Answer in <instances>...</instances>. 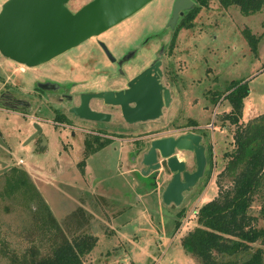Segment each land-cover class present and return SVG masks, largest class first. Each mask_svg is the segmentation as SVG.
<instances>
[{
    "label": "rangeland",
    "instance_id": "1",
    "mask_svg": "<svg viewBox=\"0 0 264 264\" xmlns=\"http://www.w3.org/2000/svg\"><path fill=\"white\" fill-rule=\"evenodd\" d=\"M4 1L0 0V9ZM87 1L70 0L68 5L76 10ZM159 3L146 4L39 66H27L0 51V89L34 92L36 73L56 63L59 69L54 79L65 91L77 94L73 101L59 102L73 120L68 125L53 123V113L41 110L40 102L46 106L48 97L35 99L30 109H10L0 101V264H21V257L32 252L39 256L51 253L63 237L81 232L98 237L93 250L84 256L86 264H204L184 248L182 240L199 224V207L221 187L230 186L235 176L236 171L224 169L230 159L226 152L235 147L237 128L226 118L232 108L226 94L233 81L248 80L250 86L240 122L246 124L264 113V8L246 14L239 5L224 7L219 0H211L195 26L179 30L170 55L158 52L163 43L167 52L172 34L171 29H162L163 35L151 44V55L144 57L143 65L162 55L175 74H167L165 79L174 98L161 116L134 126L136 131L151 129L143 139L109 141L86 156L85 129L92 123L67 110L79 101L78 92L91 83L120 84L112 78L105 81L101 75L113 65L96 38L121 53L130 37H143L159 28L153 23ZM246 27L260 36L257 50L244 35ZM68 59L76 62L72 68ZM36 121L49 137L44 145L38 137L30 139ZM189 130L205 135L202 142L210 155L207 172L185 192L180 204L165 203L162 193L170 172L159 168L144 174L142 153L155 137ZM177 153L189 169L196 167L193 151ZM13 165L29 172L60 227L53 225L45 208L27 196L3 193L6 171ZM153 174L158 180L154 191ZM250 212L257 217V225L264 226V181ZM46 219L50 221L47 225Z\"/></svg>",
    "mask_w": 264,
    "mask_h": 264
},
{
    "label": "water",
    "instance_id": "2",
    "mask_svg": "<svg viewBox=\"0 0 264 264\" xmlns=\"http://www.w3.org/2000/svg\"><path fill=\"white\" fill-rule=\"evenodd\" d=\"M70 0H5L0 9V51L17 62L36 66L79 45L88 38L99 35L125 18L131 16L151 0H89L73 10ZM177 12H174V16ZM103 43V42H102ZM108 54H113L103 43ZM153 68L161 73L159 62L147 67L130 80L126 93L105 90L83 93L81 104L72 111L89 119L105 120L109 114L93 110L89 100L93 95L105 97L109 103L123 107L130 121L155 119L163 114V107L172 99L171 89L164 85ZM131 101L137 104L132 106ZM35 126L41 129L36 122ZM35 136H30L32 139ZM203 135L189 131L179 135H166L151 140L142 153L146 166L144 174L161 168L162 159L174 172L163 191L165 203L180 204L185 191L191 190L204 176L207 155ZM177 149L195 153L196 168L190 171L186 160L179 157Z\"/></svg>",
    "mask_w": 264,
    "mask_h": 264
},
{
    "label": "trees",
    "instance_id": "3",
    "mask_svg": "<svg viewBox=\"0 0 264 264\" xmlns=\"http://www.w3.org/2000/svg\"><path fill=\"white\" fill-rule=\"evenodd\" d=\"M224 4L237 3L244 13L264 8V0H221ZM244 35L257 50L260 36L248 27ZM226 98L232 108L226 118L237 124L235 147L225 170L236 171L233 182L221 187L218 194L203 203L197 212L198 225L184 237V248L195 254L204 264H264V226L257 225V217L250 212L256 193L264 181V113L244 124L240 122L244 99L250 93L248 80H235ZM109 140L91 148L86 141V156L108 145ZM85 163V160H82ZM4 194H23L45 208L53 225L59 222L29 172L18 165L6 171ZM46 218V217H45ZM50 221L45 220L47 225ZM98 237L81 232L72 238L63 237L51 253L39 256L32 252L19 260L21 264H86L84 256L93 250Z\"/></svg>",
    "mask_w": 264,
    "mask_h": 264
},
{
    "label": "flooded vegetation",
    "instance_id": "4",
    "mask_svg": "<svg viewBox=\"0 0 264 264\" xmlns=\"http://www.w3.org/2000/svg\"><path fill=\"white\" fill-rule=\"evenodd\" d=\"M152 1L154 0H151L150 2ZM210 1L211 0H159L160 3H159L158 10H157V14H156L155 20L153 21V23L158 25L159 28L155 31L148 32L143 37L141 35L136 36L134 38L130 37L127 40L126 44L124 45L125 47L124 51H122L121 53L115 52L113 49L110 48V46L105 41L101 40V38H96V41L103 49L106 57L109 59V61L113 65L111 70H107L105 68L104 73L103 74L101 73V75L105 76L104 77V79L106 78L105 81H107L109 78H112L116 82H120V84L113 86V85H105V84L104 85H100V84L92 85L91 83V85H89L87 88L78 92L79 101L73 104H70L67 107V110L70 111L75 117L80 118L82 120L84 119L92 123V124H89L90 126L89 128L85 129V134H86V136L84 137L85 149H86L87 140L93 144V145L91 144V147H94V146L97 147L102 141H107V140L114 141L117 139L139 140V139H143L146 135H148L147 132H149L151 129L148 128L146 130L136 131V128L134 126L137 123H144L151 119L130 121L125 117V114L123 112V107L121 104L109 103L105 97H99V96L93 95L89 100V105L93 110L105 112L106 114H109L108 116L109 118L105 120L89 119L86 117H82L78 114H75V112L72 111V107L78 106L81 104L83 93H98V92L105 91V90H112L115 92V94H117L118 91H122V93L125 94L127 88H129V82L131 79L136 77L147 67H151V65H154L158 62H159V67L161 68L162 72L159 73L158 70L156 71L155 68H153V73L154 74L157 73L159 75L160 81L164 85L168 86L165 81L166 75L169 74V77L175 76L173 67L171 66L167 68L168 62L165 61L162 55L156 56L152 61L150 59L146 64L143 65V61L145 60L144 57L151 55V44H153L156 39L161 38V36L163 35L162 29H171L172 34H171L170 41L168 44L167 52H165V45H166L165 43H163L160 46V48L158 49V52L160 54L167 53V55H170L171 51L174 49V46L176 44V39H177L179 30L183 28H192L193 26H195L200 15L209 7ZM219 1L224 7H228L231 5H239L237 3L226 5L222 3L221 0ZM175 11L177 12L176 16H174ZM102 42L105 43L106 46L109 48V50L114 56V59L108 54ZM55 57L51 58L50 60L46 62L51 61ZM68 61L70 63V68H72L74 64L76 63L70 59H68ZM39 65H36V66H39ZM58 67L56 63H51L47 68H44L43 70L36 73L35 79L33 80L34 92L18 90L15 87L0 89V101L4 103L7 107H9L10 109H17L20 107H22L23 109H30L35 99L38 98L40 100H43V97H48L47 99L48 103H46V106L44 105L43 101L40 102L41 110L47 109V111H51L53 113V118H54V120H52L53 123H57L61 125H68L67 122H72L73 120L66 114L65 110L60 109L59 102H60V99L61 100L66 99V100L73 101L76 98L77 94H74L70 91H65L63 89L62 83L54 79V76L57 70L59 69ZM68 84L73 85L75 84V82H68ZM169 88L171 89V95H172L171 101H172L174 98V94H173L172 88L171 87ZM60 90H61V93L59 95ZM18 93H20L24 97L19 96ZM130 104L132 106H135L137 102L131 101ZM36 122H38L41 125L40 131L35 126ZM36 122H34V126L36 127V129L30 134V136L35 134L33 138L38 137V139H40L39 140L40 143L44 145L49 142V137L47 136L45 132L44 126L39 121H36ZM189 131H186V132H189ZM74 133H76V130H73L72 134ZM169 135H172V134H169ZM202 135L205 138L204 133ZM101 148H98L96 151L100 150ZM177 150H180V149H177ZM208 152L209 151H207V146H206L207 165H206L205 173L207 172V166L210 162V155ZM132 156L133 155L130 156L131 159H132ZM194 156H195V153H194ZM195 162H196V157H195ZM162 165H163L161 167L162 169L165 168L168 170V172H170V178L168 179V182H169L171 178L173 177L174 172L171 171L167 167L166 159H162ZM144 168H146L145 165L141 170H143ZM194 169H189V170L193 171ZM154 171H157V170H154ZM151 180L155 186L152 189V191H154L156 189V184L158 181L157 175L153 174ZM162 198H163V193H162Z\"/></svg>",
    "mask_w": 264,
    "mask_h": 264
},
{
    "label": "crops",
    "instance_id": "5",
    "mask_svg": "<svg viewBox=\"0 0 264 264\" xmlns=\"http://www.w3.org/2000/svg\"><path fill=\"white\" fill-rule=\"evenodd\" d=\"M104 148V147H103Z\"/></svg>",
    "mask_w": 264,
    "mask_h": 264
}]
</instances>
